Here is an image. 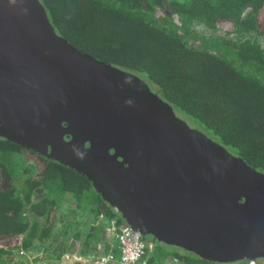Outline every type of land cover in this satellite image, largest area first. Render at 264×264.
<instances>
[{"label":"water","instance_id":"obj_1","mask_svg":"<svg viewBox=\"0 0 264 264\" xmlns=\"http://www.w3.org/2000/svg\"><path fill=\"white\" fill-rule=\"evenodd\" d=\"M0 135L84 173L142 236L211 261L264 257V172L75 47L41 0H0Z\"/></svg>","mask_w":264,"mask_h":264},{"label":"trees","instance_id":"obj_2","mask_svg":"<svg viewBox=\"0 0 264 264\" xmlns=\"http://www.w3.org/2000/svg\"><path fill=\"white\" fill-rule=\"evenodd\" d=\"M41 2L75 47L138 74L190 125L264 172V0ZM64 204L88 214L85 231L66 236L68 220L57 228ZM112 219L128 224L84 173L0 135V264L44 244L58 257L108 252ZM179 248L156 241L149 264H242Z\"/></svg>","mask_w":264,"mask_h":264},{"label":"built area","instance_id":"obj_3","mask_svg":"<svg viewBox=\"0 0 264 264\" xmlns=\"http://www.w3.org/2000/svg\"><path fill=\"white\" fill-rule=\"evenodd\" d=\"M116 219L111 220L107 226L109 232H113L119 243V254L108 251L98 255L88 256L87 261L91 264H149L148 256L153 251L156 241L151 237L142 236L129 224L119 227L115 224ZM70 257V254L66 255ZM75 259H83L80 254L72 255ZM264 257H254L242 260V264H264ZM86 259V258H84ZM204 264H216L207 262Z\"/></svg>","mask_w":264,"mask_h":264},{"label":"rangeland","instance_id":"obj_4","mask_svg":"<svg viewBox=\"0 0 264 264\" xmlns=\"http://www.w3.org/2000/svg\"><path fill=\"white\" fill-rule=\"evenodd\" d=\"M60 216H65V219L63 220V218H60L57 221V228L61 227L62 223L66 220L70 222V225L68 226L69 233L66 234V236H71L76 227H78L81 231H85V229L87 228L86 222L88 220V214L77 209L71 210V207L68 204H64L62 206L60 210ZM108 234L113 235L114 233L109 232ZM53 249L54 248L52 245L44 244L42 245V247L37 249H27L26 251H24V253L21 254L20 252H18V250H16L15 252L13 251L12 255L2 254L1 259L6 260V264H91V261L77 263L75 261V258L72 256V254L75 253L69 252L71 254L70 257H65L64 254L58 257ZM182 249L179 248L180 251ZM184 251L190 255H193L191 252H188V250L184 249ZM65 255H67V253H65ZM173 263L183 264V262L179 261L176 257L175 259H173Z\"/></svg>","mask_w":264,"mask_h":264},{"label":"crops","instance_id":"obj_5","mask_svg":"<svg viewBox=\"0 0 264 264\" xmlns=\"http://www.w3.org/2000/svg\"><path fill=\"white\" fill-rule=\"evenodd\" d=\"M101 246H102L101 249L104 250V251H113V252H116V254H119V243H118V240H117L115 234H113V235L108 234V236H107V244H103ZM28 250H30V249H28ZM67 254H70V253H67ZM80 255H81V257L83 259H75V261L77 263H79V262H86L88 256H93L94 254H80ZM64 256L66 257L65 254H64ZM84 258H86V259H84ZM169 258H170V261H172V264H174L173 263V259H175V257H171L170 256ZM165 264H169V263L168 262H165Z\"/></svg>","mask_w":264,"mask_h":264}]
</instances>
